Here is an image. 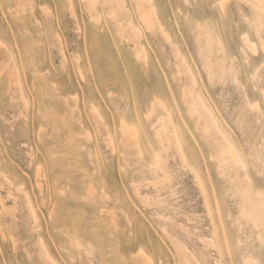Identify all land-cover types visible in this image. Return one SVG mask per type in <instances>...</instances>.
<instances>
[{"label": "rangeland", "instance_id": "rangeland-1", "mask_svg": "<svg viewBox=\"0 0 264 264\" xmlns=\"http://www.w3.org/2000/svg\"><path fill=\"white\" fill-rule=\"evenodd\" d=\"M118 1L0 0V264H264V224L241 213L244 191L264 213V17L150 0L147 28Z\"/></svg>", "mask_w": 264, "mask_h": 264}, {"label": "bare ground", "instance_id": "bare-ground-1", "mask_svg": "<svg viewBox=\"0 0 264 264\" xmlns=\"http://www.w3.org/2000/svg\"><path fill=\"white\" fill-rule=\"evenodd\" d=\"M94 1L95 0H85L86 7L90 11V13H91L92 9L94 8ZM116 1H118V0H116ZM245 1L247 2V5L249 6V8L252 9L254 14L256 15L257 20H255L253 22V24L255 26L259 27V24H260L259 21H261V18L264 17V0H245ZM136 3H137V11H138L139 19L148 28L149 24L151 23V20H150L151 17L150 16L156 14L155 9L150 5V0H136ZM95 17H97V16H95ZM155 19H156V17H155ZM155 19L152 18V20H154V21H155ZM134 37H139L138 32L134 33ZM243 42H244V45L248 49L255 52V46L247 35L243 36ZM140 49L141 50L143 49L142 46L140 47ZM185 69L188 73L191 84L195 85L196 81H195V78H194L192 71L187 66H185ZM186 95H188V97L191 99L190 102L187 103L189 114L191 116L195 115L197 117L196 124H197V126L200 127V129L203 133L208 134V132L213 131L214 135L217 136L218 140L216 141V143L219 147L218 148L219 152L225 156V158H223V159L227 160L229 163H231L233 167L240 165L242 168H245L244 161H243L239 151L237 150L235 145L232 143V141L224 133V131L221 128L213 110L205 103L201 94L198 91H195L193 88H191V90H188L187 93L186 92L183 93V97H186ZM157 104L166 113V115L169 118L170 112H169V109L167 108L166 104L163 101H158ZM160 120H162V119H160ZM162 124H164V123H162ZM122 127H123V132H126L128 130V129H126V128H128L127 126L123 125ZM161 129L165 130V125H162ZM158 136H159V131H158ZM172 136L174 138L176 146H178V149H179L178 153L180 152L179 155L184 156L185 154L183 155V149L181 148V146H182L181 145V136H180V133L178 132V130L176 128H174L172 130ZM181 151H182V155H181ZM183 158L184 157H181V160ZM185 161H186V159L182 160V162L186 163ZM192 172L194 173L196 171L194 170ZM164 175H166V174H164ZM195 176H197V175L194 173V177ZM196 178H199V177L197 176ZM199 184L201 185V181H199ZM242 196L244 199H247V201L249 202V209L248 210L241 209V213L245 214L255 224L263 226V224H264V215L263 214L264 213H262L263 211L261 210V202L254 201L252 198H250L248 192H246V191L242 192ZM1 202L2 201L0 199V203ZM245 262L247 264H249L248 259H246Z\"/></svg>", "mask_w": 264, "mask_h": 264}]
</instances>
